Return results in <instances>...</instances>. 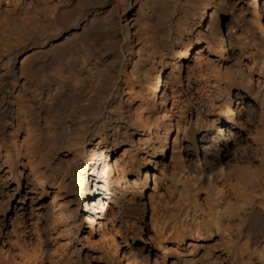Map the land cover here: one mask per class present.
Masks as SVG:
<instances>
[{
	"label": "clouds",
	"instance_id": "9594fccd",
	"mask_svg": "<svg viewBox=\"0 0 264 264\" xmlns=\"http://www.w3.org/2000/svg\"><path fill=\"white\" fill-rule=\"evenodd\" d=\"M0 264H264V0H0Z\"/></svg>",
	"mask_w": 264,
	"mask_h": 264
}]
</instances>
